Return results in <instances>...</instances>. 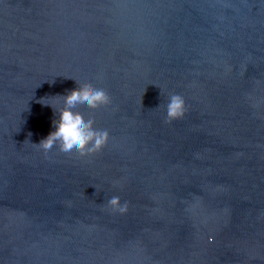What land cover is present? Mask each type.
Wrapping results in <instances>:
<instances>
[{"label": "water", "instance_id": "water-1", "mask_svg": "<svg viewBox=\"0 0 264 264\" xmlns=\"http://www.w3.org/2000/svg\"><path fill=\"white\" fill-rule=\"evenodd\" d=\"M76 82L108 141L45 154ZM0 264H264V0H0Z\"/></svg>", "mask_w": 264, "mask_h": 264}, {"label": "clouds", "instance_id": "clouds-1", "mask_svg": "<svg viewBox=\"0 0 264 264\" xmlns=\"http://www.w3.org/2000/svg\"><path fill=\"white\" fill-rule=\"evenodd\" d=\"M76 84L77 87L68 91L66 95L55 96L62 99L63 107L57 109L51 104L42 103L50 106L54 113L58 114V119L52 121L55 130L40 140L39 143L32 144L45 154L56 148L65 154L75 152L81 157L90 156L98 153L108 141L109 133L107 130L95 128L93 119L86 120L75 109L78 106H85L93 111L98 110L111 103L110 96L104 89L96 88L90 83L78 84L76 82ZM185 110L183 97L178 94H171L166 106L165 122L170 123L182 118ZM30 135L31 133H29ZM108 207L121 214L127 211V203L121 204L120 198L117 196L109 199Z\"/></svg>", "mask_w": 264, "mask_h": 264}]
</instances>
